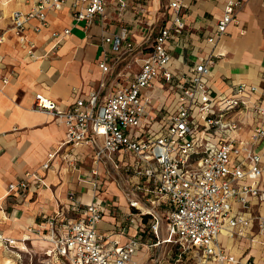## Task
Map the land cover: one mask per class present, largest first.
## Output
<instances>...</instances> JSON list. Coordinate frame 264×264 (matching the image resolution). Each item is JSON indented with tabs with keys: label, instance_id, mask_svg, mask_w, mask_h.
Instances as JSON below:
<instances>
[{
	"label": "crops",
	"instance_id": "crops-1",
	"mask_svg": "<svg viewBox=\"0 0 264 264\" xmlns=\"http://www.w3.org/2000/svg\"><path fill=\"white\" fill-rule=\"evenodd\" d=\"M123 5H120V2ZM173 0H107L103 14H95L89 25L72 17L73 9L66 2L60 9L45 13L46 23L40 25L36 17L26 24V33L35 44L30 56L22 47L10 26V14L15 9L29 10L34 0H0V232L6 236L37 243L46 250L50 242L43 238L47 218L59 209L70 218L80 212L69 210L68 194L82 204L92 200L102 206L97 230L108 240L123 243L130 237L139 241V247L159 246L167 237L166 222L161 218L157 233L150 228V214H139L129 205V199L143 195L138 184L143 177L133 172L135 158L131 154H114L107 163H92L90 144L67 145L63 152H72L71 164L56 155L47 169L41 167L48 151L65 137V126L51 114L32 107L36 92H41L66 106L77 98H85L99 90L100 99L109 94L114 85L133 78L137 66L131 53L117 54L111 50L106 36L123 28L133 46L144 42L160 26L169 22V2ZM183 4L185 21L183 32L170 41L171 58L168 67L173 72L186 71L191 65L212 56L208 83L213 92H229L239 82L255 84L252 98L261 97L264 105V0H241L236 9L237 22L230 23L226 32L213 42L208 41L217 20L223 14L227 0H178ZM69 32L53 37L52 32ZM106 59L110 67L99 66ZM6 78V82L3 79ZM150 98L149 113L156 123L166 119L173 110L174 93L167 84L154 80L143 91ZM240 120L238 136L248 135L254 123L248 113L237 114ZM264 122V116H263ZM264 166V140L257 145ZM97 173H93V168ZM29 173V175H28ZM41 176L44 185L34 176ZM27 177L25 190L7 192L10 182ZM264 184V171L261 176ZM164 213L161 205L157 206ZM251 214L264 220V200L252 202ZM82 215V214H81ZM165 236V237H163ZM226 252L237 259L236 264H264V231H258V219H253L246 236L218 235ZM165 240V241H164ZM192 264L184 256L177 258L152 253L151 264ZM182 262V263H181ZM58 264H63L57 261ZM209 264H217L209 262Z\"/></svg>",
	"mask_w": 264,
	"mask_h": 264
},
{
	"label": "built area",
	"instance_id": "built-area-1",
	"mask_svg": "<svg viewBox=\"0 0 264 264\" xmlns=\"http://www.w3.org/2000/svg\"><path fill=\"white\" fill-rule=\"evenodd\" d=\"M107 0H34L25 11L15 9L10 14V26L18 43L30 56L35 44L26 33L29 18L36 17L40 25L46 23L49 9H60L70 2L72 17L89 25L95 14H103ZM241 0H227L223 14L208 37L213 42L223 35L230 23L237 22L236 9ZM123 5V2H120ZM169 22L133 46L128 32L105 37L111 50L117 54H132L137 71L132 79L118 81L112 91L100 99V91L93 90L85 98H77L66 106L41 92L33 97L32 107L51 114L65 126L64 139L47 152L41 167L47 169L56 155L71 164L72 152H63L67 145L90 144L92 163L110 162L114 154H131L135 158L133 172L143 177L145 184L137 189L143 195L129 199V205L139 214H150V228L157 233L159 222H166V241L177 246V258H186L192 264H236L237 259L223 248L218 235L222 232L246 236L253 219H258V231H264V220L251 214L252 202L264 200L261 176L264 166L257 145L264 140V105L261 97L252 98L255 84L239 82L229 92H213L208 83L212 56H206L186 71L173 72L168 63L171 58L170 41L183 32L185 21L183 4L169 2ZM69 32H52L59 38ZM103 71L110 64L99 62ZM167 84L174 93L173 110L162 122L149 113L150 98L143 91L154 80ZM6 82V78L3 79ZM239 113H248L254 123L248 135L238 136ZM97 173V168H93ZM29 175V173H28ZM44 185L41 176H34ZM27 177L10 182L7 192L25 190ZM69 210L80 212L78 218L68 217L60 209L47 218L42 237L51 246L45 254L63 264H129L139 247L135 237L120 243L108 240L96 228L101 218L99 201L80 203L74 194H68ZM164 213L158 212L157 206ZM0 245L12 247L15 238L0 232Z\"/></svg>",
	"mask_w": 264,
	"mask_h": 264
},
{
	"label": "rangeland",
	"instance_id": "rangeland-1",
	"mask_svg": "<svg viewBox=\"0 0 264 264\" xmlns=\"http://www.w3.org/2000/svg\"><path fill=\"white\" fill-rule=\"evenodd\" d=\"M136 65V64H134ZM137 66V65H136ZM165 237V236H163ZM18 247H3L0 245V264H2V257H7L12 260V264H58L52 258L47 256L40 245L37 243L25 242V248H20V244H16ZM8 249L12 250L8 251ZM177 251V246L174 243L167 244L161 242L159 246L144 247L140 249L135 256L132 257L129 264H151L152 253L161 254L166 257L170 255L174 257V253ZM172 264L173 260L168 259ZM135 261V263H134ZM174 263V262H173ZM182 263V262H181Z\"/></svg>",
	"mask_w": 264,
	"mask_h": 264
},
{
	"label": "bare ground",
	"instance_id": "bare-ground-1",
	"mask_svg": "<svg viewBox=\"0 0 264 264\" xmlns=\"http://www.w3.org/2000/svg\"><path fill=\"white\" fill-rule=\"evenodd\" d=\"M2 2L5 3L6 0H2ZM16 244H20L21 245L20 248H25V243L22 240L15 239V245H13L12 247H18V245H16ZM8 251L13 252L11 249L10 250L8 249ZM1 261H2L1 262L2 264H12V260L10 258L5 257V256L2 257ZM134 263H135V261H134Z\"/></svg>",
	"mask_w": 264,
	"mask_h": 264
}]
</instances>
